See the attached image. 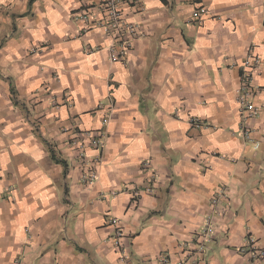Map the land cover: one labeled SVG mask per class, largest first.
<instances>
[{"label":"clouds","instance_id":"obj_1","mask_svg":"<svg viewBox=\"0 0 264 264\" xmlns=\"http://www.w3.org/2000/svg\"><path fill=\"white\" fill-rule=\"evenodd\" d=\"M28 4L0 0V92L13 85L30 110L0 124V264H168L162 252L248 264L246 233L264 246V0H138L75 17L78 0ZM89 45H102L91 62ZM69 80L68 112L50 117L47 93ZM86 109L96 115L75 118Z\"/></svg>","mask_w":264,"mask_h":264},{"label":"crops","instance_id":"obj_2","mask_svg":"<svg viewBox=\"0 0 264 264\" xmlns=\"http://www.w3.org/2000/svg\"><path fill=\"white\" fill-rule=\"evenodd\" d=\"M100 0H78V2L80 3V6L83 4H95L97 2H99ZM29 7H31V0H29ZM73 10H70V13H72ZM15 17H13L14 19ZM234 23V22H233ZM81 34H86L83 29L81 30ZM182 38L181 37H178ZM90 48H92L94 51L92 53H85V56L87 58V60L89 62H91L92 57L94 55H96L100 49L102 48V45L100 46H96L95 48L92 47V45H89ZM192 47H195V40L192 41ZM48 49L49 51H51V49H49L48 43L46 41H40V51H39V55H44V50ZM119 63L123 64L125 62H120ZM79 63H76V68L78 69ZM90 67L92 71H98L99 67L96 64H91L90 63ZM217 71H219V69H217ZM54 76H62V73H53ZM118 75V73H111L109 76V83L106 85L109 88L114 89L115 91L113 92V99L115 100V96L120 92V84L115 82L116 81V76ZM239 75L241 76V68L239 69ZM7 83V82H6ZM43 83H41V87H43ZM69 88H71V91L73 93H75V86L72 84L71 80H69V84L67 87H65V90L61 93H59V95L57 96V94L54 91H49L47 93V95L49 96H53V103H52V112L49 113V116L52 117L55 115V111L57 109H62L65 112H68L69 110V106H70V102H69ZM80 101V96L78 94L73 96V99L71 101V107H75L76 103ZM42 103V101H41ZM139 107L142 109L143 108V102H141V104L139 105ZM30 110L24 107H21V104L18 102V92L14 89V86L11 84H8L6 90L0 92V124H2V126L4 128H7L9 125H17V119H22L25 122H27L28 120V112ZM96 115V113L92 110H84L83 113L77 111V113H75V118L81 119L83 120L84 117H94ZM56 119H59L60 117L58 115H55ZM69 119L73 118L72 116L68 117ZM173 120L176 123H181V119L180 117L173 113L172 116ZM90 122V120H89ZM19 128V131H17V128H14L13 131L16 133L15 135H13V140L19 142L18 143V147H26V141H27V135H22L21 133H23L25 131V129L23 127L17 126ZM76 128H79V130H82L79 126H77ZM237 128H239V124L237 125ZM191 138V137H189ZM122 139H125L122 137ZM127 139H131V137H128ZM220 144V152H223L225 149H229L231 148V144L228 141H224L222 143L218 142ZM118 151V149H117ZM220 152H216L211 159L212 160H219V156H220ZM9 157H11L13 155L12 152L8 153ZM0 163H2V157H0ZM177 163H179V160H177ZM190 163L192 165H196L197 162L195 160V158H193ZM223 168H224V162L220 161L219 163H217L215 165V169L218 173H220L221 175H223ZM143 171V169H141ZM208 171H212V169H208L207 171H201L200 175L201 177H206L208 175ZM98 176L101 175V172H97ZM2 178V177H0ZM10 178V177H9ZM225 179H227V177H225ZM41 183L40 180H37V186H39V184ZM7 195H4L2 197V199L7 200ZM15 202V201H13ZM105 220H107V216L104 217ZM259 223L261 225H264V218H261ZM138 235V234H137ZM245 240L248 241V244L246 246H241V254L244 256H247L249 258V256L247 255V248L249 245V240L252 239V232L248 231L244 237ZM256 245L258 247L264 248V246H262L259 243V238L256 239ZM166 254L169 257V261L168 264H171V252L168 253H161V255ZM248 264H251L250 262V258L248 260Z\"/></svg>","mask_w":264,"mask_h":264},{"label":"built area","instance_id":"obj_3","mask_svg":"<svg viewBox=\"0 0 264 264\" xmlns=\"http://www.w3.org/2000/svg\"><path fill=\"white\" fill-rule=\"evenodd\" d=\"M118 3H123L128 8L138 7V0H100L99 2H97L95 4H83V5H81L78 9L73 10L71 15L73 17H75L79 13H90L91 10L99 8L100 13L103 16L105 12L113 11L114 8L116 6H118ZM118 17H119V13H117V19L115 21L109 19V24H113V23L118 24L119 23ZM126 35H127V31L125 30L124 32L118 33L116 39H117L118 46L121 49H127L130 52L131 51V45L124 38ZM93 51L94 50L92 49V51H89L87 53H92ZM121 54L122 53H118L117 61L125 62V61L120 59ZM244 75H245V69L243 67H241V77H243ZM75 131L77 133H80L82 130H79V128H76ZM98 139H103V137L101 136ZM193 243L198 245L199 244L198 239H194ZM246 253L250 258L251 264H264V248L258 247L256 245V242L253 241L252 239L249 240V245H248ZM164 255H166V254H163L162 256H164ZM167 259L169 261L168 256H167Z\"/></svg>","mask_w":264,"mask_h":264}]
</instances>
